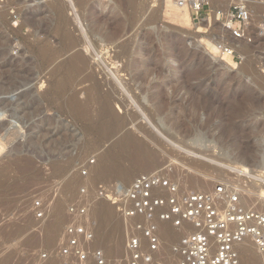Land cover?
I'll list each match as a JSON object with an SVG mask.
<instances>
[{
  "label": "rangeland",
  "instance_id": "374dc122",
  "mask_svg": "<svg viewBox=\"0 0 264 264\" xmlns=\"http://www.w3.org/2000/svg\"><path fill=\"white\" fill-rule=\"evenodd\" d=\"M260 9L253 6L254 21ZM165 10V0H55L24 12L16 29L0 13L1 264H59L63 230L72 222L65 213L70 204L90 209L98 241L90 249L102 250L111 264H127L126 242L135 221L110 207L111 226L102 240L99 220L106 203L95 199L99 184H129L139 174L158 173L180 193L208 192L226 180L230 168L243 163L252 168L253 155L264 162V37L237 44L243 61L235 67L212 58L199 42L214 44L217 29L202 34L203 23L170 20ZM74 52L88 60L84 73H71L66 64ZM135 66L142 67L139 73ZM93 84L98 91L86 103ZM69 97L84 103V117L69 110ZM103 101L122 126H100ZM125 133L145 146L149 168L137 166L131 151L121 147ZM81 188L87 190L84 201ZM34 201L45 213L38 221ZM54 224L59 225L50 244L44 237ZM161 224L165 237L158 230L153 264H177L171 246L184 229ZM115 233L122 240L116 253ZM244 247L243 256L248 250L262 264L256 251ZM44 253L53 261L39 260Z\"/></svg>",
  "mask_w": 264,
  "mask_h": 264
},
{
  "label": "built area",
  "instance_id": "2783aa9c",
  "mask_svg": "<svg viewBox=\"0 0 264 264\" xmlns=\"http://www.w3.org/2000/svg\"><path fill=\"white\" fill-rule=\"evenodd\" d=\"M52 1L55 0H0V13H5L10 27L16 29L24 12ZM216 2L214 7L209 0H177L180 8L189 10L193 23H203L202 34L212 27L217 29V57L238 67L243 56L237 51V44H250L254 37H264V0ZM255 4L261 6L257 21L253 20ZM232 168L228 169L226 180L208 192L180 193L176 183L158 173L139 174L129 184H99L95 199L108 204L121 218L135 221L126 242L127 264H153L160 248L159 223L184 229L171 246L177 264H241L237 246L246 238L252 240L264 264V206L240 202L245 195L241 188L258 192L264 200V189H258L264 185V178L247 169ZM86 174L82 172L83 176ZM79 195L84 201L87 190L81 188ZM32 212L34 220L44 218L40 201L33 202ZM89 212L82 205L65 208L72 222L63 230L64 243L57 253L59 264H111L102 250L90 249L95 241V224ZM47 259L48 254L40 255L39 260Z\"/></svg>",
  "mask_w": 264,
  "mask_h": 264
},
{
  "label": "bare ground",
  "instance_id": "6f19581e",
  "mask_svg": "<svg viewBox=\"0 0 264 264\" xmlns=\"http://www.w3.org/2000/svg\"><path fill=\"white\" fill-rule=\"evenodd\" d=\"M165 3H166V10H165V15L167 16V18L168 19H170V20H179V21H181V22H183L184 24H186V25H191L192 23H191V17L188 15L189 13H188V9L187 8H180L179 6H178V4H177V0H165ZM33 20V19H32ZM33 22V21H32ZM204 26V25H203ZM205 26H207V24H205ZM200 30H202V29H200ZM42 31V30H41ZM198 32H202V31H197V33ZM98 33H100V32H98ZM113 35V34H112ZM109 36H111V35H109ZM106 37V36H105ZM107 37H108V35H107ZM109 38H113L112 36L111 37H108V38H106V39H109ZM82 41V40H81ZM111 41V40H110ZM113 41V40H112ZM72 42H74V41H72ZM76 42V41H75ZM199 42H201V43H204L203 45L205 46V51L207 52V54H209V55H211V57L212 58H216V51L214 50V44L213 43H211V42H208V41H206L205 39L204 40H199ZM79 44V43H78ZM73 45V43L71 44V46ZM69 46V45H68ZM75 47V46H74ZM77 48V47H76ZM71 49V48H70ZM73 49V48H72ZM75 51V50H74ZM78 51V50H77ZM41 53L42 54H44V55H47V53H48V48L46 47V48H42V50H41ZM71 54V53H70ZM68 60L66 61V64H67V66L70 68V70H71V73H75V72H78L79 70H81L82 71V69L84 70V68H85V66H86V63L88 64V60L87 59H85V57H83V55H81V53H79V52H74V54H72L71 56H70V58H67ZM221 60V59H220ZM227 61V63H229L230 64V61H228V60H226ZM221 63H222V61H220ZM132 63V62H131ZM136 63V62H135ZM222 66L223 65H225V66H227L226 65V63L224 64V62H223V64H221ZM88 66V65H87ZM134 66V65H133ZM138 66V65H137ZM139 67V66H138ZM135 70H133V72H138L139 73V71H138V69H140V68H142V67H140V68H137L136 66H135ZM144 68V67H143ZM134 69V68H133ZM2 70V69H1ZM142 70V69H141ZM80 72V71H79ZM83 73H84V71H82ZM135 72V73H136ZM83 73H81V74H83ZM144 73H146L147 74V72H144ZM196 74V72H192L191 73V75L192 76H194ZM27 75V74H26ZM85 75V74H84ZM136 75V74H135ZM140 75H143V72H142V74H140ZM28 76V75H27ZM91 76V75H90ZM90 76H88V77H84V81L86 80H89L90 79ZM137 76V75H136ZM26 78V77H25ZM92 79V78H91ZM29 81V80H28ZM67 82H65V83H61L60 85H59V90H64L66 87H67V84H66ZM81 83H83V82H81ZM85 83V82H84ZM87 83V82H86ZM78 85V84H77ZM80 85V84H79ZM97 92L98 91V85L97 84H93V85H91L89 88H87L86 89V92H88L87 94V98H86V103L87 102H89L92 98H93V96L91 95L92 94V92ZM23 98V97H22ZM73 98V97H72ZM72 98H70L69 97V99H67L66 100V106H68L69 107V110L71 109L74 113H76V114H78V116H81V115H83V117H84V115L86 114L85 112L88 110H84V109H86V106H82V105H84V103L83 104H80V103H78L77 102V100L75 99H72ZM76 98V97H75ZM24 99H25V97H24ZM79 101V100H78ZM23 102V101H22ZM25 103V102H24ZM85 107V108H84ZM101 109H102V111H101V113L100 114H102L103 115V118H102V116H101V118H102V120H104L103 121V123H102V125L100 124V126H102V128H105V127H107V124H108V126H109V123H114V122H117V124L118 123H120L119 125L120 126H122V123L120 122V119H118V118H116L115 116H113L112 114H111V112L109 111V107H108V103L106 102V101H103L102 103H101ZM24 111V110H23ZM28 111V110H27ZM85 111V112H84ZM24 112H26V111H24ZM88 115V114H87ZM87 117V116H86ZM80 118H82V116L80 117ZM102 122V121H101ZM116 123L114 124L115 126H118ZM113 126V125H112ZM1 131L3 132L4 131V129L2 128V127H0V133H1ZM120 145H121V147L122 148H124L125 150L127 149V150H130L131 151V153H132V155L135 157V159H136V161H137V166H139L140 168H143V169H147V168H149L150 167V165L151 164H149V160H148V156H149V152L148 151H146V149H145V146L142 144V143H140V142H138V141H135L133 138H132V135L130 136V134H128V133H125L123 136H122V139H121V142H120ZM152 154V153H151ZM150 158V157H149ZM253 160H255V163L253 164V165H251L252 166V168H247V165L245 166V164L243 163L242 165H240L239 167L241 168V169H247V170H249V171H253V172H255V173H257L258 174V176H261V177H263L264 178V162H261V160H260V158H259V156L258 155H253ZM151 159H152V157H151ZM154 159V158H153ZM152 159V160H153ZM27 160H30V158L29 159H27ZM24 161H26V159L24 160ZM151 161V160H150ZM30 162V161H29ZM28 161H27V165H28V163H29ZM32 162V161H31ZM152 162H154V160L152 161ZM151 163V162H150ZM24 164H25V162H24ZM31 163H29V165H30ZM34 164V163H33ZM21 165V164H20ZM26 165V164H25ZM28 165V166H29ZM21 167V166H20ZM23 167V166H22ZM21 167V168H22ZM25 167H27V166H25ZM55 167V166H54ZM238 167V168H239ZM28 168H30V166L28 167ZM53 168V167H52ZM23 170H25L24 168H22ZM51 168H49V169H47V170H50ZM233 169V168H232ZM235 169V168H234ZM46 170V169H45ZM55 170V169H54ZM27 171V170H26ZM205 181H201L200 183L202 184V185H206V183H204ZM207 182V181H206ZM263 184H264V182H263ZM258 189H264V185H259L258 186ZM198 192H202V191H198ZM240 192H242L243 194H245V195H243V196H241V199H240V202L243 204V205H245L246 204V206L247 205H249V203L250 204H252L253 202L252 201H255L256 200V202H259V203H257L259 206H263V205H261V204H264V200L262 199V197H260V195L258 194V192H248L246 189H244V188H241L240 189ZM254 198H259V200L257 201V199H255L254 200ZM105 203V202H104ZM250 206H252V205H250ZM104 209V208H103ZM256 209H261L260 207H258V208H256ZM57 212V211H56ZM98 214V213H97ZM89 215H90V212H89ZM93 219V218H92ZM94 221V220H93ZM112 221V213H111V208H110V206L108 207L107 206V204H106V207H105V211H102V213H101V215H100V220H99V224H100V235H101V233H102V235H103V239L102 240H104V238H105V236H106V232H107V229L109 228L108 226H111V225H109L110 224V222ZM160 225H158V230H162V224L161 223H159ZM59 225V224H54V225H52V226H50L49 227V229H48V232H46L45 233V240L46 241H48V243H53V241H54V232L56 231V229H57V226ZM115 229H117V230H119L118 229V227L117 228H114V230ZM117 230H116V233H117ZM99 232V231H98ZM119 232V231H118ZM162 233H163V231H161ZM116 233H115V235H116ZM120 233V232H119ZM57 234V233H56ZM121 235V234H120ZM119 235V236H120ZM158 235H159V233H158ZM118 235H116V237H117ZM116 237H115V239H116ZM162 237H165V233H163L162 234ZM38 238V237H37ZM115 239H114V241H115ZM117 239H118V237H117ZM117 239H116V241H117ZM34 240H36V238L34 239ZM119 241H122L121 240V237H120V239H118V241L114 244V246H113V248L115 247V249H113V252L115 251V253L117 252L116 250H120V242ZM33 242H35V241H33ZM33 242H31V243H33ZM96 242H98V241H95L94 243H96ZM25 244V243H24ZM30 244V243H29ZM35 244V243H34ZM97 244V243H96ZM96 244H94V245H96ZM247 244V245H246ZM19 246V245H18ZM243 246H245L244 247V249H248V248H251L252 250H254V251H256L257 252V254H258V251L256 250V248H255V246H254V244H253V242H252V240L250 239V238H246V239H244L240 244H238V246H237V249H238V251H239V254H240V259H242V258H245L246 259V262H247V264H255L254 263V261L252 260V258H251V256H249L248 255V250H246L245 251V256H243L242 255V251L241 250H243ZM31 247V246H30ZM34 247V246H33ZM23 248H25V247H23ZM28 248V247H27ZM119 248V249H118ZM124 248V247H123ZM123 250V249H122ZM121 250V251H122ZM17 251H18V249H17ZM13 252V251H12ZM119 252V251H118ZM9 253V252H8ZM104 253V252H103ZM30 254V253H29ZM24 255V254H23ZM105 255V254H104ZM259 255V254H258ZM5 256V255H4ZM6 257V256H5ZM106 257V256H105ZM122 257V256H121ZM259 257H260V255H259ZM13 258V257H12ZM21 258V257H20ZM29 258V257H28ZM107 258V257H106ZM260 259H261V257H260ZM11 260V259H10ZM10 260H8V261H10ZM48 260H51V259H47L46 261H48ZM174 260V259H173ZM45 261V262H46ZM51 261H53V259L51 260ZM245 261V260H244ZM11 262V261H10ZM12 262H13V260H12ZM44 262V263H45ZM242 262V261H241ZM47 263V262H46ZM174 263V262H173ZM172 263V264H173ZM176 263V262H175ZM174 263V264H175ZM1 264V263H0ZM3 264V263H2ZM8 264V263H7ZM50 264V263H49ZM51 264H52V262H51ZM53 264H56V263H53Z\"/></svg>",
  "mask_w": 264,
  "mask_h": 264
}]
</instances>
